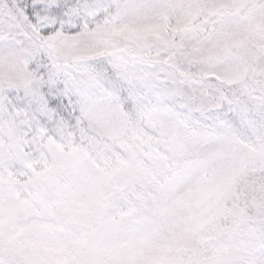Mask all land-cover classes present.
<instances>
[{
	"label": "snow or ice",
	"instance_id": "6c2138e0",
	"mask_svg": "<svg viewBox=\"0 0 264 264\" xmlns=\"http://www.w3.org/2000/svg\"><path fill=\"white\" fill-rule=\"evenodd\" d=\"M0 264H264V0H0Z\"/></svg>",
	"mask_w": 264,
	"mask_h": 264
}]
</instances>
